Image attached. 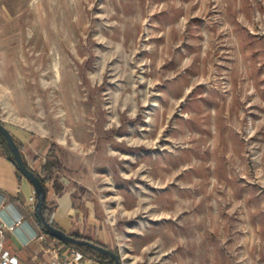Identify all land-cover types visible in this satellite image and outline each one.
<instances>
[{
  "label": "rangeland",
  "instance_id": "rangeland-1",
  "mask_svg": "<svg viewBox=\"0 0 264 264\" xmlns=\"http://www.w3.org/2000/svg\"><path fill=\"white\" fill-rule=\"evenodd\" d=\"M0 121L123 264H264V0H0Z\"/></svg>",
  "mask_w": 264,
  "mask_h": 264
},
{
  "label": "crops",
  "instance_id": "crops-1",
  "mask_svg": "<svg viewBox=\"0 0 264 264\" xmlns=\"http://www.w3.org/2000/svg\"><path fill=\"white\" fill-rule=\"evenodd\" d=\"M6 127L19 140L21 152L29 167L40 172L46 160L49 145L45 143L42 149L34 150L31 148L32 144L29 142L27 133H16L9 126L6 125ZM59 182L63 186L60 193H56L50 185L46 194L47 206L51 208L50 220L69 234L77 233L106 244L101 240L102 229L98 225L97 217L91 212L89 203L79 208L74 204L73 192L61 180ZM35 200L33 186L23 176H19L8 155L4 154L0 147V201L12 204L24 220L20 230L7 234L5 246L17 255L20 264H36L35 259L46 261L53 246L59 248L60 252L70 247L58 243L41 231L34 218ZM28 214L32 215L33 223L24 218V215ZM92 261V264H100L93 259Z\"/></svg>",
  "mask_w": 264,
  "mask_h": 264
},
{
  "label": "water",
  "instance_id": "water-1",
  "mask_svg": "<svg viewBox=\"0 0 264 264\" xmlns=\"http://www.w3.org/2000/svg\"><path fill=\"white\" fill-rule=\"evenodd\" d=\"M0 135L3 137L8 149V157L16 170L27 179L34 188L36 200L34 205V218L39 226H42L45 231L58 241L66 242L71 245L81 246L103 255L108 256L114 261V264H123L119 253L114 252L103 245L97 244L92 240L85 238L74 237L65 232L63 229L54 227L50 221H47L43 215V202L46 197V188L41 182L39 176L31 169L24 161L21 150L16 143L12 133L4 123L0 121Z\"/></svg>",
  "mask_w": 264,
  "mask_h": 264
},
{
  "label": "built area",
  "instance_id": "built-area-1",
  "mask_svg": "<svg viewBox=\"0 0 264 264\" xmlns=\"http://www.w3.org/2000/svg\"><path fill=\"white\" fill-rule=\"evenodd\" d=\"M24 220L18 210L10 203L0 201V264H20L16 254L5 246L8 233H15L23 226ZM36 264H92V259L80 250L69 247L60 252L59 248L51 247L46 261L35 259Z\"/></svg>",
  "mask_w": 264,
  "mask_h": 264
},
{
  "label": "trees",
  "instance_id": "trees-1",
  "mask_svg": "<svg viewBox=\"0 0 264 264\" xmlns=\"http://www.w3.org/2000/svg\"><path fill=\"white\" fill-rule=\"evenodd\" d=\"M14 139H15L16 143L18 144V146H19V148L21 150L22 147H21L20 142L15 137H14ZM0 147H1L2 151H3V153L6 154V155H8V149L6 147V144H5V141H4L3 137L1 135H0ZM24 161H25V159H24ZM25 163L27 164L26 161H25ZM60 163H61L60 162V159L58 158V156L56 154V149L54 148V143H52L51 146H50V148L47 151L46 160H45L44 164L42 165L40 172H37L36 170H34L35 173L39 176V178H40L41 182L43 183V185L45 186L46 191H48L49 185L52 186V188L54 189V191L56 193H60L62 191V189H63L62 184L54 176V172L60 166ZM17 173L19 174V176H22L18 171H17ZM46 194H47V192H46ZM42 211H43V215L45 216V218H46L47 221H50V223L54 227L60 228L54 221H51L50 220L51 208L47 206L46 197H45V200L43 202ZM40 229H41L42 232H44L45 234H47L49 237H51L52 239L56 240L51 235H49L42 226H40ZM71 235L74 236V237H78V238H85V239L92 240V239H90L88 237L81 236V235H79L77 233H71ZM56 241L58 243H60V244L65 245V246L74 247V248L80 250L86 256H88L91 259L99 262L100 264H114V261L111 258H109L108 256L103 255L101 253H98L96 251H93L91 249H88V248H85V247H81V246L71 245V244H68L66 242H62V241H58V240H56ZM92 241H94L97 244L103 245V246H105V247H107L109 249H112L108 245H106V244H104V243H102L100 241H96V240H92ZM112 250L114 252L118 253V250L116 248H113Z\"/></svg>",
  "mask_w": 264,
  "mask_h": 264
}]
</instances>
